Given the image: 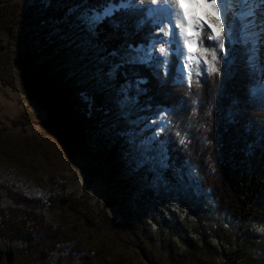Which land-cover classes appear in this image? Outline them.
<instances>
[{"label": "trees", "instance_id": "1", "mask_svg": "<svg viewBox=\"0 0 264 264\" xmlns=\"http://www.w3.org/2000/svg\"><path fill=\"white\" fill-rule=\"evenodd\" d=\"M128 1L0 0V80L46 111L43 124L59 139L100 133L108 156L128 133L136 140L140 120L127 116L168 109L160 138L145 144L147 155H159V142L166 152L160 184L187 190L202 204L198 186L218 213L263 222L264 83L243 20L232 17L226 37L206 39L200 29L198 60L185 75L171 39L163 52L149 53L163 33L148 5ZM121 4L126 7L102 15ZM145 53L151 58L133 59ZM35 118L26 107L13 126L26 129ZM10 194L13 204L0 207V264H38L66 245L82 254V264H144L68 245V233L48 220L42 198ZM62 201L80 214L93 212L85 197L66 194Z\"/></svg>", "mask_w": 264, "mask_h": 264}, {"label": "rangeland", "instance_id": "2", "mask_svg": "<svg viewBox=\"0 0 264 264\" xmlns=\"http://www.w3.org/2000/svg\"><path fill=\"white\" fill-rule=\"evenodd\" d=\"M162 3L129 0L126 4L150 7L163 35L150 42L149 53L161 50L171 39L180 59L179 71L188 75L190 65L198 60L197 36L190 50L175 26L179 21L174 24L157 14ZM208 19L217 23L214 16ZM249 19L243 20V33L254 40L257 51L252 59L264 83L263 45L251 28L244 27ZM195 27L199 32L200 27ZM26 107L35 121L26 129L15 128L14 120ZM169 115L166 108L135 110L127 121L140 120L136 140L128 133L117 154L108 156L100 133L59 139L43 124L47 112L0 80V207L13 204L10 191L42 198L48 220L68 233V245L104 250L109 258L124 256L144 264H264V221L243 222L218 213L198 186L193 190L203 193V205L187 190L172 191L160 184L158 172L166 152L159 142V155H147L145 144L160 138ZM66 194L85 197L93 212L85 215L69 208L62 201ZM67 247L38 264H82V254Z\"/></svg>", "mask_w": 264, "mask_h": 264}, {"label": "snow or ice", "instance_id": "3", "mask_svg": "<svg viewBox=\"0 0 264 264\" xmlns=\"http://www.w3.org/2000/svg\"><path fill=\"white\" fill-rule=\"evenodd\" d=\"M153 2H156V0H153ZM163 3L170 7L172 23L175 24L178 18L181 19L179 24H175L176 27L183 30L180 34L187 33L189 36L195 35L199 37L200 32L193 31V28L198 25L201 31L204 32L206 39H215L222 35L226 37L232 28V17L241 20L251 17L252 19L244 27H254L258 12H264V0H163ZM177 5L180 9L179 12L176 10ZM121 7H126V5H109L104 9L102 15L110 16ZM211 16L215 17L217 23H212L208 19ZM100 19V15L94 17V21H99ZM205 24H207V29L205 28ZM208 29L215 32L216 36L210 37ZM188 44L189 49L192 50L194 41H188ZM220 47H223V44ZM141 51L143 50L141 49ZM160 51L163 52L164 49L161 48ZM150 58V55L145 53L143 57L138 56L133 59L142 61ZM189 59H192V57H189Z\"/></svg>", "mask_w": 264, "mask_h": 264}, {"label": "bare ground", "instance_id": "4", "mask_svg": "<svg viewBox=\"0 0 264 264\" xmlns=\"http://www.w3.org/2000/svg\"><path fill=\"white\" fill-rule=\"evenodd\" d=\"M176 10L179 12V6H176ZM159 16L164 18L165 20H170V7L169 5L162 3L160 6V9L156 11ZM252 18L250 17L249 20ZM179 23L181 22V19H177ZM186 23V22H185ZM252 31L254 32L255 36L259 39L260 43L263 45V60H264V12H258L256 17V24L254 27H251ZM193 31L196 32V27L193 28ZM180 32L182 33L183 30L180 29ZM184 40L191 41L192 38L195 37V35H187V33L181 34ZM188 43V42H187ZM264 62V61H263Z\"/></svg>", "mask_w": 264, "mask_h": 264}, {"label": "water", "instance_id": "5", "mask_svg": "<svg viewBox=\"0 0 264 264\" xmlns=\"http://www.w3.org/2000/svg\"><path fill=\"white\" fill-rule=\"evenodd\" d=\"M149 15L151 16V14L149 13Z\"/></svg>", "mask_w": 264, "mask_h": 264}]
</instances>
